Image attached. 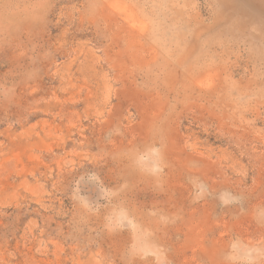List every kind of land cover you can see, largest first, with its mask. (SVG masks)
<instances>
[{
    "label": "rangeland",
    "instance_id": "1",
    "mask_svg": "<svg viewBox=\"0 0 264 264\" xmlns=\"http://www.w3.org/2000/svg\"><path fill=\"white\" fill-rule=\"evenodd\" d=\"M0 264H264V0H0Z\"/></svg>",
    "mask_w": 264,
    "mask_h": 264
}]
</instances>
